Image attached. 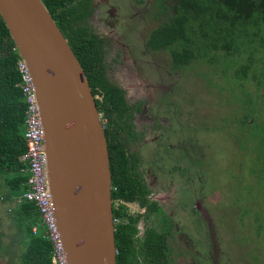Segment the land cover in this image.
Returning a JSON list of instances; mask_svg holds the SVG:
<instances>
[{
    "label": "rangeland",
    "instance_id": "obj_1",
    "mask_svg": "<svg viewBox=\"0 0 264 264\" xmlns=\"http://www.w3.org/2000/svg\"><path fill=\"white\" fill-rule=\"evenodd\" d=\"M157 1L113 0L115 17L120 18V23L116 26L107 24L108 13L98 16L96 13L87 23L91 31L106 41L105 61L110 82L123 88H126L128 80L119 76L120 81L115 80L112 72H121L124 66L118 67L121 49L117 44L128 45L124 52L129 57V63L136 67L135 76L138 77L132 75L133 82L140 81L141 85L137 89H129L130 85L126 90L140 95L148 104V114L157 119L156 133L159 134L156 135L162 139L161 144L150 142L153 133L143 122L140 127L148 128L144 129L147 145L136 149V152L140 151L142 164L150 169L147 178L153 194L168 203L166 210L174 223L173 234L176 237L172 248L174 264H264V243L260 238H251L248 217L246 223L239 221L241 211L258 207L255 198L263 192L262 170L257 169V174L252 172L250 176L245 173V178L242 175L250 163L248 171L254 162L260 163L259 168L263 167V151L252 155L246 150L240 151L245 135H241L240 128L230 120L223 122L218 119L241 117L245 112L243 104L231 101L229 96L231 77L242 57L232 58L222 51L207 50L208 36L205 35L213 32V25L206 17L197 27L194 25L197 33L194 40L180 41L175 46L178 49L193 48L195 54L200 55L181 69H169L165 52L150 53L144 49L148 33L162 18ZM165 1L173 0H163L166 4ZM173 2L175 4L176 1ZM136 11L138 13L135 14ZM248 77L246 89L253 91L255 85L250 75ZM248 103V109L255 111L257 102ZM258 112H263L260 123L264 120V108L261 107ZM251 129H255V124ZM154 154H158L155 164ZM150 162L153 163L151 168ZM175 163L186 168L183 179L174 177V174L169 176L168 172ZM157 180L166 181L170 186L157 184ZM244 189H250V193ZM243 196L245 200H242ZM196 203L202 213L194 211ZM9 205L12 207V204ZM5 210L6 206L1 205L0 264H18L21 234L15 225L6 221ZM142 225L143 221L140 228ZM248 234L251 237H246Z\"/></svg>",
    "mask_w": 264,
    "mask_h": 264
},
{
    "label": "trees",
    "instance_id": "obj_2",
    "mask_svg": "<svg viewBox=\"0 0 264 264\" xmlns=\"http://www.w3.org/2000/svg\"><path fill=\"white\" fill-rule=\"evenodd\" d=\"M89 1L42 0L68 40L93 95H103V101L96 99V104L99 112H103L102 118L108 119V128L105 125L104 132L112 176L116 264H174L168 257L165 240L171 224L162 206L147 198L150 189L139 169L137 154L128 147L132 131L125 113L131 106L123 98L122 90L112 84L105 74L102 38L91 31L87 23ZM173 1H176L175 4ZM173 1H165L166 4L163 0L157 1L160 16L167 18L158 20L149 33L146 45L158 50L170 47L174 68L189 65L200 54H195L193 48L178 49L175 46L180 41L194 40L197 36L194 25L197 27L203 18L209 17L213 32L205 35L208 36L207 50L222 51L228 57H242L231 77L229 96L231 101H240L245 112L241 117L218 119L223 122L230 120L240 128L241 135H245L240 151L246 150L252 155L262 150L264 158V120L258 123L263 118V112L258 111L264 108V0ZM19 59L14 41L0 17V206H6V221L20 230L18 243L22 248L18 264H54L53 241L45 233L39 210L33 202L22 197L28 187L29 174L27 165L20 159L26 152L24 121L27 103L20 88ZM248 75L255 85L253 91L246 89ZM253 100L257 102L255 111L247 107L248 102ZM254 124L255 129L252 130ZM250 164L242 177H246L245 173L249 176L252 172L257 174V169H261L264 181V160L262 168L258 167L260 163L254 162L248 171ZM245 184L242 183L244 187ZM244 190L250 193V189ZM242 200H245L244 196ZM255 200L258 207L241 211L239 221L246 223L248 217L252 237L250 234L246 237L260 238L264 243V184L262 194ZM133 201L146 207L144 216L130 211L126 202ZM141 216L144 223L142 234L138 225ZM34 227L36 232H33Z\"/></svg>",
    "mask_w": 264,
    "mask_h": 264
},
{
    "label": "water",
    "instance_id": "obj_3",
    "mask_svg": "<svg viewBox=\"0 0 264 264\" xmlns=\"http://www.w3.org/2000/svg\"><path fill=\"white\" fill-rule=\"evenodd\" d=\"M0 17L33 79L66 264H116L108 146L86 75L42 0H0Z\"/></svg>",
    "mask_w": 264,
    "mask_h": 264
},
{
    "label": "flooded vegetation",
    "instance_id": "obj_4",
    "mask_svg": "<svg viewBox=\"0 0 264 264\" xmlns=\"http://www.w3.org/2000/svg\"><path fill=\"white\" fill-rule=\"evenodd\" d=\"M136 3H139V2L136 1ZM89 4H90V9H89L90 13L88 14L87 20L91 21L90 19L93 18V16H95L96 13H97V16L99 14L104 15L105 13H108L107 16L109 17V23H107V24H110V25L111 24L112 25L115 24V26H116V24L120 23V18L116 19V17H115L116 14L114 13V11H116V8H115L116 6H115V4H113V0H90ZM136 13H138V11H136L135 14ZM149 33H148L146 39L144 40V49H145L146 52H150V53H153V52H165L167 57H168V60H169V61L166 60L167 66H168L169 69H172V70L176 69L177 70V69H181L182 67H184V66H180V67L174 68L172 66L171 57H170V49H171L170 47L167 48V50H162V49L158 50V49H153L151 47H148L146 45V41L148 39ZM99 37H101L102 41H103L102 44H103L104 54L102 56V62L104 64V66H105V74H106V76L108 78V65L106 64V61H105L106 56H107V49H106V46H105L106 45V41L101 35H99ZM117 46L121 49L120 50L121 54L118 57V59H120L118 61V63H120V64L117 63L118 67L121 68V66H123L122 64H124V66L121 69V72H112L113 79L119 80V81H120L119 77H121V79H123V80L127 79L128 81L126 82V85L127 86L131 85L128 88L129 89H134V88L137 89V88H139L141 83H140V81L133 82V80H134L133 76H135V74H136V71H135L136 67H133L132 66L133 64L129 63V57L126 56L125 52H124L128 45H125V44L121 45V44L118 43ZM126 64H128V68L126 67ZM136 78H138V77H136ZM108 80L110 81L109 78H108ZM114 85L119 87L122 90L123 98L125 99V101L128 104V106H131V108H128V112L126 111V113H125V117H126L127 123L131 126V131H132V135H131L130 141L128 142L129 149L131 151H135L136 152V149L137 150L138 149H142L143 147H145L147 145L145 143L147 141V139L145 138V133H144V131H145L144 129L147 128V127H150L151 128L150 129V133H153V137L150 139V142L154 143L155 141H158L157 144L160 145L162 139L160 137H158V135H156V134H159V133H156L158 131V126L156 125L157 124V119L154 120L155 116L148 114V111L146 109V108H148V104L145 102V100L141 99L140 95L138 96L136 94L129 93V89H128V91L126 90L127 86H126V88H123L120 85H116V84H114ZM94 95H95L96 99L100 100V102L103 101V95H100L99 93H95ZM129 100H130V102H129ZM167 104L169 105V102ZM100 114H101V119H102V122H103V126L105 128V125L107 126L108 119L107 118H102L103 112L102 113L100 112ZM143 122H146V124H148L147 127H144V128L140 127V125L143 124ZM138 127H140V128H138ZM107 128H108V126H107ZM169 147H171V146L169 145ZM165 151H169V150H165ZM139 152L138 153L136 152L137 157H138L139 169L142 172L146 183L148 184V188L150 189V192L147 195V198H149L150 201H156L158 203V205L162 206V208L165 211V215L168 216L170 224H171V228L169 230V234H167V237H166L165 240H166V246L168 248V250H167L168 257H170L173 261H175L173 259V250H172V248H173V244L176 243V237L173 234L174 223H173V221L171 219L169 211L166 210V207L168 206V203H167V201H162L161 197L158 198V197H156L155 194H153V190L151 189V185L149 184V181H148L149 179L147 178V174L150 171V169H147V167L145 168L144 165L142 164V157H140V153ZM154 158H155L154 159V164H155V163L158 162V160H157L158 154L157 155L154 154ZM152 164L153 163L150 162V168H151ZM168 174H169L170 177H171L172 174H174V177H178L179 179H183V177L186 176V168L180 167L179 165H177L175 163L170 168ZM153 178L155 179L156 177H153ZM155 181H156V179H155ZM156 183L157 184L160 183L164 187H167V186L169 187L170 186L169 183H166V181H162V180H157ZM126 204L130 208V211H132V212L140 213L143 216L146 213V207L145 206H140L137 201L126 202ZM132 205H134L135 207L132 208ZM194 211H196L197 213L198 212L202 213L201 207H200V205L198 203L194 204ZM142 221H143V218L141 216V218L139 219V223H138L139 230H140L141 234L144 232L143 231L144 223L142 225V228H140V224H141ZM171 259H169V260H171Z\"/></svg>",
    "mask_w": 264,
    "mask_h": 264
},
{
    "label": "built area",
    "instance_id": "obj_5",
    "mask_svg": "<svg viewBox=\"0 0 264 264\" xmlns=\"http://www.w3.org/2000/svg\"><path fill=\"white\" fill-rule=\"evenodd\" d=\"M17 71L21 79L20 88L27 103L24 121L26 152L20 159L27 165L26 170L29 175L27 179L28 187L22 197L33 202L39 210L42 223L45 225V233L53 241L52 262L54 264H66L59 234L56 231L51 196L48 189V158L45 152L44 132L39 106L32 76L26 62L22 58L17 61ZM33 232H36V227L33 228Z\"/></svg>",
    "mask_w": 264,
    "mask_h": 264
}]
</instances>
